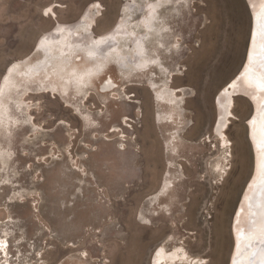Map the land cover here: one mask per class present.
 I'll list each match as a JSON object with an SVG mask.
<instances>
[{
  "label": "rangeland",
  "instance_id": "374dc122",
  "mask_svg": "<svg viewBox=\"0 0 264 264\" xmlns=\"http://www.w3.org/2000/svg\"><path fill=\"white\" fill-rule=\"evenodd\" d=\"M140 6L141 0H0V264H153L161 245H182L201 264L229 262L233 208L254 166L247 125L251 101L235 95L225 131V172L215 171L222 161L212 150L216 142L205 139L217 114L214 98L245 56L252 25L246 0H187L181 18L163 11L182 33V49L161 56L176 71L169 85L183 88L186 116L172 182L162 195L166 162L173 157L164 144L173 124L159 125L154 116L177 108L156 99L148 86L153 72L121 67L119 51L102 74L88 80L87 99L72 88L65 93L55 75L58 93H30L31 109L17 110L24 105L18 86L33 78L26 64L36 61L43 68L56 58V26L75 40L98 37L100 45L111 47L129 37ZM124 10L131 20L119 25ZM84 65L77 61L78 68ZM108 79L117 86L103 92ZM155 79L161 84L167 77L157 73ZM165 89L161 95L169 100ZM260 200L246 204L264 208ZM258 223L253 224L264 227ZM246 241L240 259L251 249Z\"/></svg>",
  "mask_w": 264,
  "mask_h": 264
},
{
  "label": "bare ground",
  "instance_id": "6f19581e",
  "mask_svg": "<svg viewBox=\"0 0 264 264\" xmlns=\"http://www.w3.org/2000/svg\"><path fill=\"white\" fill-rule=\"evenodd\" d=\"M247 1L250 4L253 15V21L251 19L253 25H251L250 29L252 32L251 48L247 62L240 72L222 86L216 95L217 97L215 96L216 100L214 98V103L217 114L211 128L212 135L209 134V137L207 136L208 138L205 139V143L216 142L214 145L212 144V150L218 153V157L222 161V163H220V160L217 162L214 168L215 171L219 174L225 172V165H227L225 163H229L230 160V142L225 131L228 128V123L234 116L233 108L235 105V95L245 96L251 101L252 112L253 109L255 110L253 115H250V118L248 117L249 120L247 118L249 121L247 125L249 126L248 134L253 142L255 153V162L253 159L255 171L243 193V197L236 211L234 219L235 241L231 250V260L229 258L230 264H264V242H262V240H264V227L262 225L255 227L256 225L253 224L255 222L263 223L264 208L255 206L248 207L246 204V202H258V200L264 197V187L260 188V185L264 184V87H261V85L264 84V0ZM186 2L187 0H141L142 7L140 6V9H142V15L137 19H132L131 22L129 18L131 17V12L124 10V15L119 25L121 22L126 24L130 22L128 30L126 31V34L129 32V37L119 39V41L115 40L118 45L115 44L111 47L106 44L100 45L98 37H91L90 39L87 37L85 41H83V39L75 40V38H73V33L66 32L65 27L56 26L54 28V31L57 33V38H55V40H59L57 44L59 48L55 51L56 58L52 60L53 62L50 65H45L46 67L43 68L39 66V64H36V61L26 64L25 71L28 73L32 72L33 78L24 79L27 83L26 87L18 86V89H20L19 94L24 105L18 106L17 110L28 111L31 109L29 102L26 101L30 93H58L56 84L52 82L55 75L61 78L65 93H70L69 88H72L75 92L79 91V95L77 94L76 96L87 99V97L90 96L89 89L85 88L88 80L92 78V75L102 74L108 60H111L109 56L114 50L119 51V56H115L119 59V62H117L118 59L116 61L114 60L115 62L119 63L121 67H131L136 72H153L154 75L149 77L148 86L154 91V94H156V99L165 101L169 106L177 108L167 113L165 111L168 116L163 114L165 117H162V110H158V113H155L154 116L155 123L159 125L166 123L173 124V128L169 132V138L164 144L165 152L173 156L168 158L166 162L169 170L166 180L161 187L160 195L166 193L168 184L172 182L173 174L171 171L175 168L176 163L174 159L178 156L179 152L175 151V145L176 142L179 144L182 143L180 131L182 130L181 128L184 127L183 121L186 113L184 108H182L183 97L179 95V93H183V88H175L169 85V77L176 71L169 69L161 56L163 54L162 52H164V55L170 56L175 50L182 49V33L173 28L170 19L167 15L163 14V11L168 9L169 13H172L174 18H181V7ZM87 10L89 11V8ZM51 11H53L52 7L48 8L49 14ZM84 27L86 28V26ZM119 30L121 31L122 29ZM37 45H40L39 41ZM78 60L85 63L83 68L77 67ZM60 70H64V72ZM157 73H161L163 77H167L166 82L159 84L155 79ZM30 83H36V88L31 89ZM229 83L230 85H228ZM115 86L117 85L114 80H105L102 83V91L107 92L114 90ZM164 86H166L165 91H169L170 93L169 100H166V98L164 99L161 95V93L164 92L162 91ZM0 88L2 91V84ZM21 90H23V92H21ZM184 94H186V92H184ZM69 106H71V104H69ZM1 111L2 108L0 109V112ZM176 112L178 113V119L174 116ZM181 112H184V114L182 115ZM128 118L129 117L124 116L123 122L125 124H128ZM124 136L126 137L127 135L124 134ZM212 136L214 138H212ZM7 157L11 158L12 156L7 155ZM243 207H247L245 208V213ZM246 240L250 241L251 249L247 251L248 253L246 252L247 254H245L246 256L244 258L240 259L241 250L244 249H241V246L244 241L247 242ZM248 248L249 247H247V249ZM201 262H203L201 258L190 255L182 245H176L171 250H168L164 245L159 246L155 250L153 260V264H201Z\"/></svg>",
  "mask_w": 264,
  "mask_h": 264
},
{
  "label": "water",
  "instance_id": "95a60500",
  "mask_svg": "<svg viewBox=\"0 0 264 264\" xmlns=\"http://www.w3.org/2000/svg\"><path fill=\"white\" fill-rule=\"evenodd\" d=\"M246 3H247V5H248V7H249V9H250L251 16H252V21H253V15H252V11H251L250 4H249V2H248L247 0H246ZM252 25H253V24H252ZM251 34H252V32L250 31V37L248 38V40H247V44H246L245 56H244V58H243V60H242V62H241V65H240V68H239L238 72L241 71V69L245 66V64H246V62H247V58H248L249 51H250V48H251ZM228 85H230V83H229ZM221 88H222V87H221ZM221 88H220V89H221ZM216 97H217V96H216ZM216 97H215V100H216ZM253 106H254V105H253ZM254 110H255V109H253L252 115H253V113H254ZM247 123H248V122H247ZM249 137H250V135H249ZM250 141H251V146H252V148H253V142H252L251 138H250ZM253 159H254V162H255V153H254V149H253ZM254 171H255V164H254V167L252 168V171H251V173H250V175H249V177H248V179H247V181H246V183H245L243 189H242L241 192L239 193V196H238L237 201H236V203H235V205H234V208H233V212H232V220H231V227H232V231H233V235H234V241H235V234H234V222H235V221H234V219H235L236 211H237V208H238V206H239V204H240V202H241V199H242V197H243V193H244L245 189L247 188V185L249 184V182H250V180H251V178H252V176H253V174H254ZM230 260H231V258H230ZM227 264H230V261H229Z\"/></svg>",
  "mask_w": 264,
  "mask_h": 264
},
{
  "label": "snow or ice",
  "instance_id": "6c2138e0",
  "mask_svg": "<svg viewBox=\"0 0 264 264\" xmlns=\"http://www.w3.org/2000/svg\"><path fill=\"white\" fill-rule=\"evenodd\" d=\"M261 87H264V84H262ZM262 242H264V240H262Z\"/></svg>",
  "mask_w": 264,
  "mask_h": 264
}]
</instances>
